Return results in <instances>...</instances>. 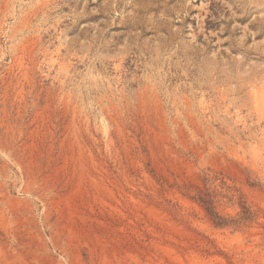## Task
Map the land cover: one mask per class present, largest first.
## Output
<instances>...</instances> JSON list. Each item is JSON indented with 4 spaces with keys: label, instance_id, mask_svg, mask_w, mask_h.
<instances>
[{
    "label": "rangeland",
    "instance_id": "obj_1",
    "mask_svg": "<svg viewBox=\"0 0 264 264\" xmlns=\"http://www.w3.org/2000/svg\"><path fill=\"white\" fill-rule=\"evenodd\" d=\"M0 264H264V0H0Z\"/></svg>",
    "mask_w": 264,
    "mask_h": 264
}]
</instances>
